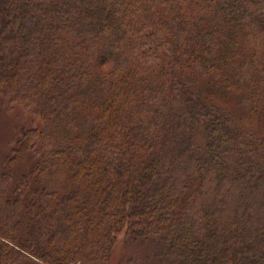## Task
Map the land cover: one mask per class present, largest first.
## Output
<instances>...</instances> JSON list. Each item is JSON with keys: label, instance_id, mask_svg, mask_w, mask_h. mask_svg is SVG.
<instances>
[{"label": "trees", "instance_id": "1", "mask_svg": "<svg viewBox=\"0 0 264 264\" xmlns=\"http://www.w3.org/2000/svg\"><path fill=\"white\" fill-rule=\"evenodd\" d=\"M0 96V264H264V0H0Z\"/></svg>", "mask_w": 264, "mask_h": 264}, {"label": "rangeland", "instance_id": "2", "mask_svg": "<svg viewBox=\"0 0 264 264\" xmlns=\"http://www.w3.org/2000/svg\"><path fill=\"white\" fill-rule=\"evenodd\" d=\"M23 126L39 127L42 126V121L39 117L30 115L21 105L15 104L9 107L6 100L0 96V170L3 169V164L20 136ZM31 163L29 160L16 166V177L28 172ZM153 243L152 240H134L130 236L121 234L106 264H160L161 260L154 257Z\"/></svg>", "mask_w": 264, "mask_h": 264}]
</instances>
